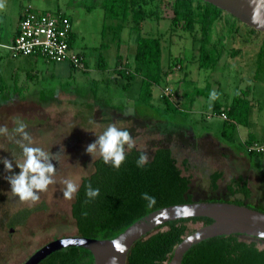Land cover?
Here are the masks:
<instances>
[{
  "label": "rangeland",
  "instance_id": "1",
  "mask_svg": "<svg viewBox=\"0 0 264 264\" xmlns=\"http://www.w3.org/2000/svg\"><path fill=\"white\" fill-rule=\"evenodd\" d=\"M98 2V0H0L2 42L7 43L14 36L21 9L31 3L39 10L53 13L61 11L73 17L78 37L72 46L86 56L88 63L86 70H74L67 63L57 64L42 56L13 58L6 48L0 47V55L3 57V60H0V67L5 74L4 76L0 71V79L4 77L5 81L12 80L7 73L12 66L18 67L14 77L18 78L16 90L13 85L0 84V127H7L9 134H12L17 126L16 120L20 119L27 125L26 131L32 138L30 146L41 148L50 154H58L54 176L56 182L49 185L47 191L39 193L40 199L35 204L21 202L11 192V185L5 177L19 174L20 169L16 165L23 164V152L14 140L0 134V160L7 158L13 161L12 172H7L0 162V264H24L31 254L53 240L79 235L76 219L72 215L76 196L72 200L63 197L65 189L63 181L71 180L80 188L83 178L94 170V160L99 157H92L86 152V148L110 124L129 131L135 141L134 146L146 153L148 158L153 157L157 148L171 146L178 156L183 173L193 176L194 182L190 192L194 201H213L214 198L227 201L212 192L206 172L212 161L207 160L208 157L203 156L200 151V148L204 147L200 137L206 132L218 134L222 129L221 115L215 114L212 110L216 99L211 100L210 97L199 99L189 116H181L178 119L182 122L187 120L193 133L172 131L180 122L171 121L169 124V114L165 116L162 110V114L157 117L136 116L138 107L141 105V109L144 108L139 100L141 78L133 80L134 85L127 89L112 79L113 75L116 76L115 71L112 75V69L115 67L117 52L112 40L118 35L112 37L113 32L109 29L103 32L104 10L98 6ZM173 2L174 0H157L139 8L136 3L129 0L121 9V11L124 9L126 14H121L118 21L109 20L107 23L129 25L131 39L132 33L161 38L162 70L159 85L155 88L159 93L155 92L153 101L157 108L159 94L164 95V89L170 87L175 93L173 98H168L170 105L173 109L181 110L185 107L186 96L181 84L174 82H178L179 77L188 76L189 79L194 78L201 86L206 80L197 79L201 75L211 76L213 72L212 69L200 67L194 58L200 47L194 50V45L197 42L201 44V27L196 24L193 29L185 30L175 26ZM89 7L93 9L90 10ZM210 37L211 43L217 44L218 50L221 55L223 54L221 58H225L222 64L219 60L216 71L213 70L217 78L215 82L211 80L204 84L210 83L213 86L215 84L213 92L220 94V97L225 92L233 96L236 92L252 89L253 104L250 108L252 112L256 109L259 111L252 125L256 130L257 141L264 144V81L255 79L259 77L258 79L264 80V31L247 25L229 12H224L214 25ZM125 43L120 59L122 66L127 63V54L131 51L129 44ZM100 58H104L107 63L106 70L101 72L97 69ZM24 62L28 70L20 65ZM180 62L184 63V67L175 70L174 66ZM173 70L175 71L170 73V76H166L165 71L168 73ZM30 73L34 75L32 79H29ZM57 87L61 90L56 92ZM162 97L167 98L166 95ZM162 102L167 104L165 100ZM128 112H131V115H125ZM236 139V143L239 144L241 140L239 137ZM125 148L129 151L127 146ZM186 159L189 160L190 168L183 163ZM220 192L225 194L226 191ZM11 198L14 204H11ZM260 198L264 199V191ZM237 202L244 205L240 201ZM250 205L264 211L263 203L253 202ZM23 208L30 211L29 216L25 214L27 218L25 223L16 225L15 230L11 231L4 219L7 220L13 213ZM204 225L203 221H188L189 229L192 231ZM258 245L264 247V243L260 242Z\"/></svg>",
  "mask_w": 264,
  "mask_h": 264
},
{
  "label": "trees",
  "instance_id": "2",
  "mask_svg": "<svg viewBox=\"0 0 264 264\" xmlns=\"http://www.w3.org/2000/svg\"><path fill=\"white\" fill-rule=\"evenodd\" d=\"M98 1V6L104 8L108 19H119L121 14L125 15L126 11L121 9L129 2ZM132 1L142 8L143 5L157 0ZM92 7L88 9L92 10ZM173 8L175 26L185 30L193 29L196 24L201 27L200 64L206 68L215 67L222 55L211 43L210 35L222 13L227 11L206 0H174ZM107 22H104L105 32L113 24ZM122 27L123 23H119L114 34L120 32ZM72 40L73 35L71 44ZM136 43L135 67L118 66L116 70L120 76L127 79H134L136 75L142 76L140 99L149 102L152 85L159 84L161 76L162 41L160 37L140 33L136 36ZM100 66L105 67L104 58H100ZM250 91L248 88L236 94L232 105L224 111L228 117L225 119L226 130L232 132L237 124H248L250 102L247 96ZM165 101L168 105L171 104L169 99L166 98ZM141 154L145 153L135 146L126 151V159L119 169L114 168L111 163L105 164L100 157L94 161V170L83 178L72 206V215L76 219L80 235L98 239L110 238L156 209L194 201L190 192L192 177L183 173L170 148L157 149L143 167L137 166ZM217 177L213 179L214 187ZM88 184H91L93 189H99V195L95 199L89 200L85 196ZM145 193L154 197L155 203L142 198ZM85 212L87 215L83 214ZM188 221H203L208 224L212 219L193 217L160 225L133 244L126 259L127 264H168L178 244L193 232L189 229ZM260 242L264 243V239L242 234L213 237L191 248L183 258V264H264V247L258 245ZM94 260V255L89 249L68 246L51 253L40 264H95Z\"/></svg>",
  "mask_w": 264,
  "mask_h": 264
},
{
  "label": "crops",
  "instance_id": "3",
  "mask_svg": "<svg viewBox=\"0 0 264 264\" xmlns=\"http://www.w3.org/2000/svg\"><path fill=\"white\" fill-rule=\"evenodd\" d=\"M29 4H31V3H29ZM23 10H24V8H22L20 11V15H19V18H18L17 24H16L15 34L13 37L10 38V40L7 43L2 42L3 41V39H2L3 33L0 32V47L1 48H6L9 51V49L6 47V45L8 43H10L12 41V39L18 33V29H19L18 24L20 22ZM103 10H104V8H103ZM70 18H71L72 24H73L74 19L71 15H70ZM109 20L110 21H112V20L118 21V19H110V18L108 19L106 17V12L104 10V22L109 21ZM117 25H118V23H113L109 27L110 28L109 30L113 32L112 37L115 35L114 31H117V29H118V28L116 29ZM130 30H131V28L129 27V25L123 26L122 29L120 30V32H118L116 34V35H118V37L115 38L114 40H112V42L117 47V52L115 54L116 63H115V67L112 69V75L115 71L116 76L113 75L112 79L114 80V82H116L118 84H122L123 87L125 89H127V88H130L132 85H134L133 80L141 78L140 79L141 80L140 81L141 82L140 93H141V89H142V85H143V77L142 76L136 75L134 79L123 80L124 77L120 76L116 70L118 66L119 67L131 66L133 68L135 67V55L137 53L136 52L137 51V43H136L137 34L132 33L133 36L131 39L129 36ZM103 32L105 33L104 27H103ZM72 35H73V40H72V44H73V42L76 41L77 37H78V32L76 31L74 24H73ZM125 42H127L129 44L131 51H129L127 54V63H125V65L122 66V65H120L121 64L120 59H122L121 55H122V51H123V45L126 44ZM195 44L196 45H194V50H196L199 46L200 47L197 49V51H196L197 54L195 55L194 58L197 60L196 62L199 63V66L202 67L200 64L201 44L199 45L198 42ZM214 47L217 48V52H220L218 50L217 44H214ZM162 48H163V46H162ZM162 55H163V51H162ZM222 56H223V54H222ZM24 57H30V56H20V57H17V59L24 58ZM35 57L38 58L39 56H35ZM85 58H86V56H85ZM224 58L225 57L221 58L222 61L220 59V63L221 62L223 63ZM0 60H3L2 55H0ZM86 62H87V58H86ZM60 63H67V65H69L71 67V69L73 68L75 70V68L68 62H60ZM218 64H219V62L216 64L215 67L207 68V69H212L213 75H211V76H207V75L202 76L201 75V77H199L197 80H201V79L203 80L204 79L206 81L212 80L215 82V80L217 78L215 77L214 71H216V67L218 66ZM20 65L23 67L25 66V70H28V66L25 62L21 63ZM87 67H88V63H87ZM106 67H107V63L105 61V67L101 68L100 59H99L97 69H99L101 72V71H105ZM183 67H184L183 62L177 63V66H174L175 70L182 69ZM17 68L18 67L12 66V69L10 68L9 72L7 73V74H10V76L12 77V80H6L5 81V79L3 77V78H1L2 80L0 79V84L4 83V84H8V86L13 85V88L16 90L18 78L14 79V77L16 76ZM204 68H206V67H204ZM175 70L170 71L168 73L165 71L166 76H168V75L170 76V73L174 72ZM0 71L3 73L1 67H0ZM4 76H5V74H4ZM28 76H29V79L30 78L32 79V76H34V75L30 73ZM179 78L180 79H178L177 81L180 83L174 82V84H178V85L181 84L180 86L182 88H184L183 91H184V95L186 96V98L184 100V101H186V103H184L185 104L184 109H181V110L173 109L170 104L168 105V104H165L164 102H162V100H165L161 96L162 93L159 94V103H157L159 106L156 108V105L153 101V98H154V95L156 92L155 88L158 87L159 84H154V85H152V92H151V97H150L149 102L142 101L140 99V94H139V100L144 105V108H143L144 110L141 109V105H140L138 107V109L136 110L137 112L135 113V115L142 117V118H144V116L157 117L160 114H162V111H163L165 116L167 114H169L168 115L169 116L168 117L169 124H171V121H179L180 122L179 124H177V122H176L177 125H175L174 128H172L173 129L172 131L177 132V130H180L182 132L193 133L192 132L193 129L190 126H188L187 120L182 122L181 120H178V119L181 118V116L182 117L183 116H186V117L189 116L192 112L191 109H193V107H195V104L199 99L210 97V94L213 92L215 84H214V86H213V84H210V83H208L206 85V84H204V83H206V81H204V83L201 86H199L198 82L196 80H194V78L189 79L188 76H186V77L184 76L182 78L179 77ZM258 78L259 77L255 78V79H257L259 81H264V80H261ZM125 85H127V87H125ZM24 86H26V85L24 84ZM8 89H11V88L8 87ZM25 89H26V87H25ZM55 90L57 92L58 90H61V89L57 87ZM220 90H221V86H219L218 91H220ZM157 91L158 92H156V93H159V90H157ZM238 93H240V92H236L233 96H231L229 94H226V92H225L222 97H220V94H218L217 99L214 103V108L212 109L214 111V113L221 115L220 113L222 111H226L227 108L232 105L233 100H234L236 94H238ZM251 94H252V91H250L249 96H247V98L249 99V102H250V106L248 108L249 112H248V124L247 125L237 124L235 126V128L233 129V131L230 132L228 129L226 130V128H225L226 120L223 117H221L223 119V124H222V129H221L220 133L213 134L211 132H206L203 136L200 137L201 144H204V147H201L200 151L203 154V156L208 157L207 160L212 161V165L210 167L208 166L206 168V172L208 173L207 174L208 175L207 180L209 181V186L211 187L212 192L217 193V195H220L222 198L226 199L227 201L231 202L232 200H236L235 203L237 201H240V202L244 203V205H247L250 207H252L250 205V203H253V202H255L257 204L263 203V205H264V199L260 198L261 193L264 191V153L252 154L248 151V148H247L248 143H252V142L260 143V141H257L258 138L256 135V130L253 128L254 126L252 125V122H253L254 118L257 116V113L259 111L254 107V109H256V110L254 112H252V109L250 108L253 104L252 99H251ZM217 107H220L219 108V110L221 109L220 112H219V110H216ZM135 115H133V117H135ZM251 115H252V118H251ZM178 126L180 127V129H178L179 128ZM238 137L241 140V142L239 144L236 143V140H237L236 138H238ZM162 147L170 148L173 152V155L177 159L178 164L180 163L178 156L176 155V153L174 152V149L171 146H161L159 148H162ZM241 147H242V149H241ZM159 148H157V149H159ZM151 158H148V159H151ZM183 163H185L187 165V167H189L188 166L189 160L186 159V160H184ZM185 175L192 177V180H193V176L191 174H185ZM216 176H218V177H217V181H216V186L214 187L213 186V179ZM193 182L194 181H192V184H193ZM220 191H226V192H225V194H222ZM214 199L218 200L217 198H214ZM215 200H213V201H215ZM222 200H220V201H222ZM253 207L255 208V206H253Z\"/></svg>",
  "mask_w": 264,
  "mask_h": 264
},
{
  "label": "water",
  "instance_id": "4",
  "mask_svg": "<svg viewBox=\"0 0 264 264\" xmlns=\"http://www.w3.org/2000/svg\"><path fill=\"white\" fill-rule=\"evenodd\" d=\"M238 20L264 31V0H206ZM208 217L211 223L189 233L176 247L168 264H183L191 248L218 236L242 234L264 239V211L230 201H191L156 209L141 217L123 232L104 239L68 236L53 240L33 254L25 264H40L51 253L68 246L89 249L95 264H127L133 244L146 234L178 219Z\"/></svg>",
  "mask_w": 264,
  "mask_h": 264
},
{
  "label": "clouds",
  "instance_id": "5",
  "mask_svg": "<svg viewBox=\"0 0 264 264\" xmlns=\"http://www.w3.org/2000/svg\"><path fill=\"white\" fill-rule=\"evenodd\" d=\"M210 99H217V93H211ZM125 115H131V112L125 113ZM16 124L12 134H9L7 127H0V134L7 135L10 140H14L21 147L24 161L23 164L16 165L20 169L19 174L5 178L11 185V192L21 202L35 204L40 199L39 193L47 191L48 186L56 182L54 179L56 167L52 161L57 159L58 154H50L41 148L30 146L32 138L26 131L27 125L20 119L16 120ZM134 145L135 141L129 131L110 124L94 142L87 146L86 152L92 157L99 156L105 164L111 163L114 168L119 169L126 159L125 146L130 150ZM0 162L3 163L7 172H12V160L3 158ZM147 162V154H141L137 160V166L143 167ZM63 183L65 185L63 197L72 200L78 193L79 186L71 180H64ZM98 195V188L93 189L91 184L86 186L85 196L89 200L95 199ZM142 198L149 200L150 203H155V198L149 197L147 193L143 194ZM83 214L87 215L86 212Z\"/></svg>",
  "mask_w": 264,
  "mask_h": 264
},
{
  "label": "built area",
  "instance_id": "6",
  "mask_svg": "<svg viewBox=\"0 0 264 264\" xmlns=\"http://www.w3.org/2000/svg\"><path fill=\"white\" fill-rule=\"evenodd\" d=\"M18 25L17 35L6 45L12 57L42 56L48 61L68 62L76 69H87L85 56L74 50L71 44L73 24L64 12L39 10L29 4ZM164 95L173 98L175 93L166 87ZM220 114L224 119L228 118L226 112ZM248 150L264 153V144L253 142L248 145Z\"/></svg>",
  "mask_w": 264,
  "mask_h": 264
},
{
  "label": "flooded vegetation",
  "instance_id": "7",
  "mask_svg": "<svg viewBox=\"0 0 264 264\" xmlns=\"http://www.w3.org/2000/svg\"><path fill=\"white\" fill-rule=\"evenodd\" d=\"M95 161V160H94ZM52 163L54 164V166L56 167L57 165V160H53ZM10 201L12 202V198L10 199ZM17 201V200H15ZM15 202H12L11 204H14ZM29 210L26 209V208H23L21 211H18L17 213H13L7 220L4 219L5 223L10 227L11 231H14L15 230V227L16 225H23L26 221V217H25V214L27 215V217L29 216ZM24 214V216L22 217V215ZM7 218V217H6ZM79 236H80V233H79ZM82 236V235H81ZM56 240V239H55ZM42 248V247H41ZM39 248V249H41ZM38 249V250H39ZM38 250H36L33 254H35ZM31 254L29 256V258L26 260L28 261L30 259V257L33 255ZM25 261V263H26ZM24 263V264H25Z\"/></svg>",
  "mask_w": 264,
  "mask_h": 264
}]
</instances>
